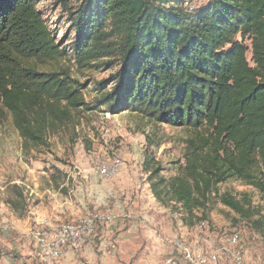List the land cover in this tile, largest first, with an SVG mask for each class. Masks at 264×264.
Here are the masks:
<instances>
[{"label": "trees", "instance_id": "16d2710c", "mask_svg": "<svg viewBox=\"0 0 264 264\" xmlns=\"http://www.w3.org/2000/svg\"><path fill=\"white\" fill-rule=\"evenodd\" d=\"M186 3L80 0L66 53L35 0H0V122L10 117L24 148L46 145L78 109L102 105L110 113L127 110L148 122L189 128L175 175L163 176L149 159L143 170L156 201L191 224L206 218L210 191L219 183L238 180L264 196V0H206L192 9ZM64 57L80 67L104 57L111 58L105 65H116L109 80L98 82L99 90L110 87L95 106L66 69L36 66ZM64 176L55 168L54 187ZM11 192L5 204L22 211L21 187L13 184ZM218 199L235 222L264 236V209L250 192L224 190ZM103 225L96 222L89 240L95 250Z\"/></svg>", "mask_w": 264, "mask_h": 264}, {"label": "rangeland", "instance_id": "374dc122", "mask_svg": "<svg viewBox=\"0 0 264 264\" xmlns=\"http://www.w3.org/2000/svg\"><path fill=\"white\" fill-rule=\"evenodd\" d=\"M205 2L206 0H187L186 5L192 9ZM35 3L55 36L59 48L68 53L74 34L70 18L80 0H35ZM244 43L248 46L246 57L252 64L250 39L244 38ZM109 59L111 58L104 57L91 66L80 67L71 58L64 57L36 63V66L42 71L66 69L71 78L83 85L81 92L84 101L89 106H95L102 92L110 87V84H106L105 90H99L98 82L109 80L117 68L114 62L104 64ZM78 110L79 113H76L75 120L70 125L49 135L46 145L38 147H22L21 138L9 116L0 122V210H3L5 215L12 213L23 222L26 217L31 216L30 212L42 211L46 215L51 211L52 204L58 205L57 203L63 202L62 207L57 206L62 210L58 216L67 212L68 218L63 221L54 215L51 223H42L40 226L75 220V217L80 215L78 178L66 180L65 176L60 177V181L67 182L68 185L56 194V202H52L54 197H50L48 192L43 193V190L54 187L50 176L55 168L65 172L77 170L81 165H89L103 184L108 183V186H111L107 202L95 209L101 210L103 206H109L115 210V200H122L124 207L136 214L132 220L119 219L107 226L103 225L96 250L93 248V242L88 241L91 236L75 250L72 258L63 264H170L176 239L188 246L190 257L193 258L197 252L200 254L214 252L230 234H236L238 241L243 244L241 264H264V236L250 229L244 221L235 222L234 213L218 199V195L224 190L234 194L248 191L252 194L253 202L264 209V196L261 197L255 190L233 179L217 184L210 191L209 206L205 210L206 218L200 221L193 220L191 224L183 221L179 211L171 209L170 206H162L153 197L147 181L149 171L143 170L145 162L149 159L153 164H158L161 167V174L165 177L175 175L183 161L184 140L191 132L189 128L148 122L140 115L127 110L110 113L103 105L81 112ZM117 159L121 161H116ZM100 163L117 165L116 174L125 168V176L115 182L113 178L116 174L110 179L102 178L98 170ZM122 182H125V185L120 189L118 184L121 185ZM13 184L22 189L24 199L22 211H11L5 204L6 199L12 195ZM31 189H37L41 197L32 193ZM95 209L91 207L82 211V214ZM53 212L54 209L50 213ZM200 213L198 211L196 215L199 216ZM90 214L92 213L86 215ZM140 217L144 219L145 224L138 223L136 218ZM103 219L100 221H106ZM145 233L149 236L147 243L140 240V236ZM159 236H163L164 245L156 242ZM32 240L36 246L25 244L20 236L17 238L19 247L25 253L32 252L35 248V251L40 249L38 241L34 238ZM110 244L113 247H110ZM5 251L10 257H14L11 249ZM26 261L28 264H41L31 256L26 257ZM218 264L236 263L226 252H221L218 254Z\"/></svg>", "mask_w": 264, "mask_h": 264}, {"label": "crops", "instance_id": "0c3cea01", "mask_svg": "<svg viewBox=\"0 0 264 264\" xmlns=\"http://www.w3.org/2000/svg\"><path fill=\"white\" fill-rule=\"evenodd\" d=\"M124 169L125 168H122L118 172L119 174H116V176H114V178H113L114 182L120 181V180H118V178H122L125 176ZM63 173L65 174L66 180H69L70 178H72V179L78 178L80 180V215H77V217H81V216H84V215L89 214V213H101V212L106 213V210H108L109 215L111 214L110 218H109L110 221H107V222L106 221H100V222L104 223L105 226H107V224H111L114 221L119 220V219L132 220L134 217L133 215H136L133 212L128 211V209L124 207L122 200H120V201L115 200V204H116L115 210L113 208H110L109 206H103V209H101V210L95 209L97 206L104 205L107 202V197L111 192V188H110L111 186H108L109 185L108 183L103 184V181L100 179V177L98 178V176H96L93 173L92 169L89 168V165H81L80 168H77V170H68V171H65ZM121 181H123V180L121 179ZM124 183L125 182H122L121 185L118 184L120 186V189H122V187L125 185ZM65 185H68V183L67 182H61L58 185V187H53L54 189L53 188H45L43 190V193L48 192V195L50 197H54V200L52 202H56L55 201V196H57L56 194L59 193V191L61 189L64 190ZM31 192L34 193L35 195H37L38 197H41V194L38 193L37 189H31ZM124 197H125V194H124ZM124 197H123V199H124ZM66 202H68V201H64V203H66ZM108 202H113V200H108ZM69 203H70V201H69ZM57 204L58 205L52 204V206L50 207L51 211H52V209H54L53 213H50L51 212L50 211L49 213L44 215V213H42V211H40V213L36 212L38 214H36L33 211L34 213L30 212L31 216L26 217V219L23 222L19 221L18 218L14 217L12 215V213L8 212L9 214L5 215L3 210H0V220L8 221L13 226L12 229H10L9 231H5V232L0 233V264H28V262L26 261V257H28V256H31L35 260L39 261V259L36 258V256L34 255V251L36 248L33 249L32 252L25 253L23 250H21L22 248L19 247V244L17 242V238L20 236L22 241L25 244H33L34 246H36L34 244L33 240L26 239L24 234L29 229H32L34 227H35V229L43 227V226H40V224L42 225V223L43 224L44 223H51L52 222V216H54V215H55V218L58 217L57 219L65 221L66 218H68L67 212L62 216H58L60 213L59 211H62L61 209H58V207H62L63 202L57 203ZM91 207H94L95 210L82 214V211L88 210ZM46 209H47V207L45 206V210ZM65 209L66 210L68 209L66 205H65ZM77 217H75V218H77ZM136 220H138V223H140V224L146 223L142 217L136 218ZM34 224H36V225H34ZM37 224H39L38 227H37ZM148 237H149L148 234L145 233L144 235L140 236V240L142 242L145 241L147 243ZM152 239H153V237H151V240ZM155 239L156 238H154V241H155ZM163 240H164L163 236H161V237L159 236V238L156 239V242L161 244V245H164ZM6 249H8V250L11 249L13 251L14 257H10V254H8V252L5 251ZM20 254H22V255H20ZM168 254H169V252L167 253L166 257L168 256ZM73 255H74V252H68L64 257H62L56 263L63 264L66 260L72 258ZM22 258H23V261H22ZM39 263L43 264L41 261H39Z\"/></svg>", "mask_w": 264, "mask_h": 264}, {"label": "bare ground", "instance_id": "6f19581e", "mask_svg": "<svg viewBox=\"0 0 264 264\" xmlns=\"http://www.w3.org/2000/svg\"><path fill=\"white\" fill-rule=\"evenodd\" d=\"M117 169V165H102L100 163L98 166V170L101 173L100 176L104 179L112 178L116 174ZM106 173H109V176ZM110 215L108 210H106V213L101 212V215L92 213L78 217L71 222L48 225L47 233H45L44 228H36L29 229L24 235L26 239L29 235L36 237L34 239L40 244V249L35 251L34 254L38 257L39 261L43 264H55L65 256L66 248H69V241H66V230H59V228L64 226L74 228V232H79L80 240H78V247H75V250H78L93 235L96 222L103 218V220L109 219ZM11 228L12 226L8 222L0 221V232ZM49 240H51V246L46 247V245H49ZM242 250L243 244L238 241V236L236 234H230L226 237L225 242H222L214 252L209 254H195L191 258L188 246L176 239L174 241L170 264H218V254L221 252H226L236 264H241ZM204 255H206V258H204ZM51 256H53V263L49 259Z\"/></svg>", "mask_w": 264, "mask_h": 264}, {"label": "built area", "instance_id": "2783aa9c", "mask_svg": "<svg viewBox=\"0 0 264 264\" xmlns=\"http://www.w3.org/2000/svg\"><path fill=\"white\" fill-rule=\"evenodd\" d=\"M116 161H121V160L117 159ZM106 174L109 176V173H106ZM107 221H109V219H106V222ZM41 228H44L45 233H47L48 225L41 227ZM59 230H66V233H67V240L66 241H69V248H66V254L68 252H75V247H78V240H80L79 239V232H74V228H68V227H64V226L62 228H59ZM58 234H59V231H58ZM33 238H36V237L27 236V239L32 240ZM50 246H51V240H49V245H46V247H50ZM110 246L113 247L112 244H110ZM197 254H200V252H197ZM204 258H206V255H204ZM49 259H50V262L53 263V256L49 257Z\"/></svg>", "mask_w": 264, "mask_h": 264}]
</instances>
